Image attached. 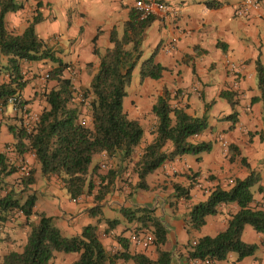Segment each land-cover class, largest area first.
<instances>
[{
    "label": "crops",
    "instance_id": "0c3cea01",
    "mask_svg": "<svg viewBox=\"0 0 264 264\" xmlns=\"http://www.w3.org/2000/svg\"><path fill=\"white\" fill-rule=\"evenodd\" d=\"M162 1L168 4L169 9L164 15L153 18L144 36L142 53L143 47L150 53L157 47L155 60L165 70L159 79H140L139 74L133 77L132 73L123 102L127 115L138 120L143 128V137L134 150L137 152L133 161L153 138L156 118L151 108L164 90L170 93L172 105L185 106L188 114L207 118L206 129L193 138L210 141L211 150L166 160L160 167L164 179H157L156 186L159 185L160 189L150 194L131 189L137 176L128 172L126 178H123L128 181H122L123 171L115 177V188L100 202L94 201V191L84 193L74 200L66 192L60 178L55 175L44 176L41 181L43 184L37 189L43 198L38 201L36 194L34 210L53 217L67 236L79 234L87 224H97L106 251L114 253L122 247L118 237L128 239L133 232L149 233L146 229L136 231L138 223L128 222L121 208L150 207L167 228V241L162 248L170 252V264H195L188 257L190 242L222 231L230 214L238 209L235 203L222 204L217 214L206 217L201 229H190L187 223L190 207L205 200L211 189L215 186L228 188L235 178H244L250 171H255L260 180L252 191V206L264 209V112L261 101H252V98L259 95L256 60L259 59L264 65V0L259 1L250 9L249 15L243 17L235 15V8L243 0ZM209 1L218 2L219 5L209 7ZM134 2L29 0L22 9L6 15V27L9 30H17L21 24L25 27L36 10L41 12L43 19L36 25L37 34L48 42L63 62L70 65L73 78L65 76L70 77L75 86L84 87L98 65L96 48L103 52L111 45L109 35L113 28L122 32ZM47 61L22 63L26 84L21 97L29 110L40 112L46 105L44 89L37 76L55 66L48 65ZM230 62L236 64L235 71L229 68ZM53 85L54 81L51 80L43 84L46 91ZM222 92L232 94L233 100L237 101L236 105L232 106L225 97L220 96ZM233 111L237 112L234 123L227 119ZM82 113L88 115L85 107ZM20 124V113L15 112L10 104L0 111V152L5 154L9 164L36 168L38 164L31 152L18 154L14 148L16 140L9 127L15 128ZM230 144L236 147L235 151L229 150ZM171 149V143H166L164 150L168 152ZM231 156L233 159H230ZM103 158H106L104 154L100 163L104 161ZM19 173L22 174L20 169L5 177L3 183L19 191L20 188L13 182V178L20 176ZM192 175L193 179L190 178ZM173 183L182 186L191 184L189 198H174ZM148 185L147 192L153 189L150 188L152 184ZM29 190L37 193L34 185ZM47 203L57 204L58 207L53 213H46ZM96 206L99 207L96 209ZM92 208L95 209L92 211ZM106 208L116 210L118 215L106 216ZM108 219L117 220V224L110 228ZM31 221H36V218L32 216L27 221L17 211L12 213L9 220L0 224V259L9 251L22 249ZM191 232L195 233L196 238L191 237ZM242 239L257 244L253 255L239 261L226 260L216 264L233 261L235 264H264V234L246 225ZM129 251L142 253L152 260L157 258L153 243L143 247L130 241ZM77 256L76 253L55 252L53 258L56 261L53 264H68ZM116 264L134 263L119 260Z\"/></svg>",
    "mask_w": 264,
    "mask_h": 264
},
{
    "label": "trees",
    "instance_id": "16d2710c",
    "mask_svg": "<svg viewBox=\"0 0 264 264\" xmlns=\"http://www.w3.org/2000/svg\"><path fill=\"white\" fill-rule=\"evenodd\" d=\"M207 5L216 7L219 3L209 1ZM23 6L17 0H0V54L7 57L6 64H1L0 60V111L8 106L9 97L21 95L25 87L23 62H53L55 66L47 75L49 81H54V85L43 92L46 105L39 112L31 131H26L21 125L9 127L16 140L14 148L18 154L31 152L42 174L60 178L72 199L94 191V201L100 202L115 188V177L127 168L126 163L132 160V154L143 137L141 124L130 118L123 107L133 70L139 65L140 79H159L165 70L155 60L157 47L140 61L144 36L154 17L140 19L138 11L131 8L122 32L115 28L111 30V45L103 52L96 48L98 65L87 85L80 88L83 99L88 101L85 108L90 118L87 123H82L80 117L84 101L78 99V91L71 78L64 75L70 65L63 62L48 42L36 32V25L43 19L41 12L36 10L21 32H14L6 27V15ZM95 39L96 36L93 40ZM255 67L259 95L252 98V101H261L264 112V65L258 59ZM220 96L225 97L232 106L237 103L232 94L222 92ZM170 99V93L164 90L152 105L151 111L156 118L153 138L142 148L131 165V173L137 176L131 189L147 190L149 185L146 177L162 167L166 160L185 154L198 155L212 148L210 141L193 138L206 129L207 118L188 114L185 106L172 105ZM236 113L233 111L227 119L234 123ZM168 142L172 149L167 152L164 146ZM228 148L230 151L236 150L232 144ZM95 154H104L114 166H110L108 162L109 167L107 166L105 173H102L100 167L105 161L91 167ZM230 159H233L232 156ZM242 161L245 162L244 158ZM19 167L9 164L5 154L0 152V224L9 220L12 213L17 211L27 221L32 216L36 221L29 222L30 229L22 249L5 253L0 264H49L55 252L78 254L68 264H116L119 260L132 261L134 264H170V252L162 248L167 241V228L155 215L154 209L147 206L123 207L121 213L128 222L138 223L136 231H149L157 258L152 260L142 253H131L130 241L123 237L117 239L121 249L110 253L100 240L97 224H87L79 234L66 236L54 224L53 217L34 210L35 192H28L25 199H21L23 192L36 182V168L32 167L26 174L18 177L21 187L19 191L14 187L8 188L3 183L4 178L16 173ZM190 178L193 179L194 175ZM259 180V174L250 171L244 178H235L228 188L215 186L205 200L190 207L187 223L190 229L199 230L205 224L207 216L219 212L220 205L235 203L238 206L237 211L230 214L222 231L190 242V259H209L216 264L226 261L230 253L237 254L235 261L255 253L257 244L244 241L242 234L246 225L264 234V209L252 206L254 199L251 188ZM190 187L191 184L182 186L173 183V197L189 198ZM116 221L108 219L109 227H114ZM235 261L228 264H235Z\"/></svg>",
    "mask_w": 264,
    "mask_h": 264
},
{
    "label": "built area",
    "instance_id": "2783aa9c",
    "mask_svg": "<svg viewBox=\"0 0 264 264\" xmlns=\"http://www.w3.org/2000/svg\"><path fill=\"white\" fill-rule=\"evenodd\" d=\"M259 1L262 0H243L236 8H235V15L239 17L248 16L250 9L252 7H255ZM134 7L139 13L140 19H144L147 17H155L159 15H164L168 9L169 6L162 0H135ZM170 49V48H169ZM229 68L232 71H235L236 64L233 62L228 63ZM45 77H48L46 74ZM75 90H77L76 86L74 85ZM77 97L79 100L84 101V107L88 103L87 99H83L82 94L79 90H77ZM8 103L12 106L13 110L15 112H19L21 116V126L26 131H31L33 128L34 123L38 119V114L30 111L28 107L22 103V97L21 95H13L8 98ZM89 115H86V113L82 114L80 117V121L82 123H87L89 121ZM223 145H226V142H223ZM101 170H105L107 168V165L105 162L101 163ZM22 174H26L28 172V168L24 166L19 167ZM79 197L75 198L74 200H77ZM128 239L135 245L147 247L148 245H151L153 243V237L149 233H140V232H133L129 235ZM193 263L195 264H215L214 261L205 259H191Z\"/></svg>",
    "mask_w": 264,
    "mask_h": 264
},
{
    "label": "rangeland",
    "instance_id": "374dc122",
    "mask_svg": "<svg viewBox=\"0 0 264 264\" xmlns=\"http://www.w3.org/2000/svg\"><path fill=\"white\" fill-rule=\"evenodd\" d=\"M17 1H19V2H22L24 5H26L27 3H28V1L29 0H17ZM24 29V25H22L21 24V26H19V28L16 30V28H14V30H12V31H14V32H21L22 30ZM151 53H150V51H148V49L146 48V47H143V53H142V56H141V59H140V61L141 60H143V59H145V58H147L149 55H150ZM0 60H1V64H6V60H7V57L6 56H3L2 54H0ZM48 63V65H53L54 63L53 62H51V61H47ZM24 64H27L28 62H23ZM138 70H139V65H137L136 67H135V69L133 70V77L135 76V75H138ZM47 74V72L46 73H44L43 75H38L37 77L40 79V81H41V84H42V87H43V92L46 90V88L43 86V84H46L49 80H48V77H45V75ZM64 75H69L71 78H73V73H71L70 72V69H66L65 71H64ZM41 76V77H40ZM76 88H77V90H79L80 91V88H82V87H80V86H78V85H76ZM76 90V91H77ZM201 106H203V105H201ZM30 111H32V112H34V113H36V114H39V112H37V111H34V110H30ZM130 118H132L131 116H129ZM21 125V124H20ZM136 152L137 151H135V152H133V154H132V160H130V161H128L127 163H126V166H127V168L124 170V173L122 174V181L123 180H125V182H127L128 181V179H123V178H126L125 176H126V173H128V172H130L131 173V165H132V163L134 162L133 161V158H134V156L136 155ZM204 153V152H203ZM202 154V153H201ZM101 157H102V154H95L93 157H92V161H91V167H93L95 164H99L100 163V160H101ZM104 159V161H105V163H106V165L109 167V163H108V159L107 158H103ZM110 166H114V163H112V162H110ZM28 170H29V168H28ZM102 171V173L105 171L106 172V170H101ZM132 174V173H131ZM19 175H20V173H19ZM21 176V175H20ZM158 176V177H157ZM163 176H165L164 174H163V172L161 171V169L160 168H158V169H156L153 173H150L147 177H146V181H147V183H149V184H152V185H150L151 187L150 188H153L152 190H149L148 192H147V190H141V192H143V193H148V194H150V192L151 193H153V191L154 192H156V190L157 189H160V188H158V187H160L159 185L158 186H156V184H157V179H159V180H163L164 179V177ZM43 178H44V175L42 174V172H41V170H40V168H39V165L38 166H36V172H35V179H36V182L33 184L34 186H35V190H37L38 189V187L40 186V185H42L43 184V182H41L42 180H43ZM127 178H128V176H127ZM18 180H19V178H17V177H15V178H13V182H15V184L17 185V187L18 188H21L20 187V185H19V183H18ZM154 181V183H152ZM119 184V183H118ZM153 185H155V186H153ZM258 185V184H257ZM257 185H255V186H253L252 188H251V191H253V190H255L256 189V187H257ZM118 186H120V185H118ZM122 186V185H121ZM28 192H32L31 190H26L25 192H23V194L21 195V199L22 200H24L25 199V197L27 196V194H28ZM39 191L37 190V200L38 201H40V199H42L43 197L42 196H40L39 194ZM46 200H48V198L46 197L45 198ZM58 207V205L57 204H55V205H53V204H50V203H47L46 204V208H47V212L46 213H53L54 211V209L55 208H57ZM49 208H50V210H49ZM105 215L107 216H110V217H114L115 215H118V212L116 211V210H114V209H108V208H106L105 209ZM54 220V219H53ZM122 222H124V221H122ZM54 224L59 228L60 226L58 225V223H56V221H54ZM95 224V223H94ZM60 229V228H59ZM60 232L63 234V235H65L64 233H63V231L60 229ZM192 234H191V237H195V233L194 232H191ZM67 236V235H66ZM196 238V237H195ZM236 257H237V254H235V253H230L229 255H228V258H227V260H234V259H236ZM54 261H56V259H54V258H52L51 259V261L49 262V264H53L54 263Z\"/></svg>",
    "mask_w": 264,
    "mask_h": 264
}]
</instances>
